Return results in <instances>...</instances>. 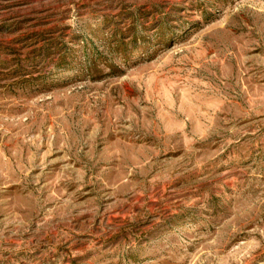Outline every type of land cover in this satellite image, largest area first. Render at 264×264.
<instances>
[{"label":"rangeland","instance_id":"1","mask_svg":"<svg viewBox=\"0 0 264 264\" xmlns=\"http://www.w3.org/2000/svg\"><path fill=\"white\" fill-rule=\"evenodd\" d=\"M0 264H264V0H0Z\"/></svg>","mask_w":264,"mask_h":264}]
</instances>
